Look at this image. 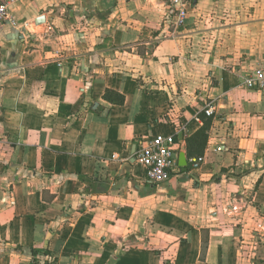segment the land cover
Listing matches in <instances>:
<instances>
[{"label": "crops", "instance_id": "1", "mask_svg": "<svg viewBox=\"0 0 264 264\" xmlns=\"http://www.w3.org/2000/svg\"><path fill=\"white\" fill-rule=\"evenodd\" d=\"M182 1L0 0V264H264V0Z\"/></svg>", "mask_w": 264, "mask_h": 264}, {"label": "built area", "instance_id": "2", "mask_svg": "<svg viewBox=\"0 0 264 264\" xmlns=\"http://www.w3.org/2000/svg\"><path fill=\"white\" fill-rule=\"evenodd\" d=\"M172 4L179 7L177 16L178 24L181 25L186 18L185 3L182 0H172ZM8 23L16 25L11 16L10 5L0 2V28ZM243 85L250 90L264 89V71L247 76ZM203 112L208 117L214 116V104H207ZM180 150L181 146L178 145L176 135L173 134H157L151 140L142 143L135 153V160L145 170L144 179L152 185L168 182L175 172L176 157Z\"/></svg>", "mask_w": 264, "mask_h": 264}, {"label": "trees", "instance_id": "3", "mask_svg": "<svg viewBox=\"0 0 264 264\" xmlns=\"http://www.w3.org/2000/svg\"><path fill=\"white\" fill-rule=\"evenodd\" d=\"M118 103L122 104L124 103V100L120 99ZM203 118H205V114L203 115ZM209 126H210V122H206L205 127L196 135V137L188 141L187 153L189 158L194 157V155H197L198 157L202 156L207 143V138H208L207 131L209 129Z\"/></svg>", "mask_w": 264, "mask_h": 264}, {"label": "water", "instance_id": "4", "mask_svg": "<svg viewBox=\"0 0 264 264\" xmlns=\"http://www.w3.org/2000/svg\"><path fill=\"white\" fill-rule=\"evenodd\" d=\"M42 25H43V22H41V24H39V25H36L35 28L39 27V29H41ZM180 166L184 169V171H186L188 168H190V169L197 168L196 165L192 166V164H188L187 159H186L184 154L180 155Z\"/></svg>", "mask_w": 264, "mask_h": 264}]
</instances>
